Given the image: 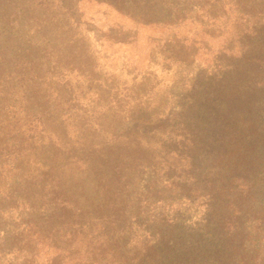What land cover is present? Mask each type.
Here are the masks:
<instances>
[{
	"label": "rangeland",
	"instance_id": "rangeland-1",
	"mask_svg": "<svg viewBox=\"0 0 264 264\" xmlns=\"http://www.w3.org/2000/svg\"><path fill=\"white\" fill-rule=\"evenodd\" d=\"M32 1L35 0L24 2ZM42 2L48 9L49 40L58 49L54 59L55 56L59 59L50 65L38 59L37 64L42 67L28 70L30 74L25 77L33 75L40 91L43 85H49L51 101L60 105L53 108L59 110H52L54 105L37 104L30 97L32 89L25 97L19 88L10 90L13 91L10 98L23 97L25 121L33 115L39 117V111L47 112L43 116L50 132L60 125L59 121L66 122L56 129V138H47V142L40 141L31 150L26 149L27 161L37 172L47 170L41 166L50 161L49 174H62L64 185L56 197L61 196L74 210L87 212L76 226L84 222L95 229L101 224L118 225L124 218H130L132 211L153 205L161 207L164 218H171L172 212L164 210L176 208V201L168 194H155L157 191L153 189L166 183L182 186L193 176L206 174L204 170L213 168L215 163L210 152L193 153L191 168L187 148L174 151L167 143L170 133L178 127L159 126L164 125L166 117L182 111L188 86L196 83L211 57L220 52L218 46L227 37L223 25L207 26L200 15L191 14L182 29L168 34L160 27H138L127 20L129 16H141L142 0H81L78 12L68 0ZM45 7L40 11L45 13ZM18 49H7L9 57L0 68V84L15 86L23 82L14 58L21 59L25 50ZM69 55L79 58L71 60ZM145 98L152 100L148 105L152 109H131L135 99ZM76 116H81V124L74 119ZM257 118L256 124L264 129V110ZM3 134L1 131L0 147ZM49 139H57V145L63 147H50ZM138 143L140 147L136 148ZM0 173V264H84L83 249L77 240L66 249L75 226L56 197L45 191L44 198L14 203L5 197L16 191L11 184L12 174L1 170ZM175 198L181 206L175 210L192 218L187 220L183 216L175 223L179 232H185L183 243L190 245L191 236L196 233L191 230L196 229V223L208 221L210 210L202 205L197 191L182 188ZM261 207L264 209V203ZM247 210L240 219V227L236 225L243 235H235L233 239L236 250L240 249L244 256L236 254L252 258L250 254L258 246L255 264H264V223L259 228L263 234L254 238L257 234L251 215L254 213ZM27 226H33L35 230L31 231L35 233L50 226V233L43 235L49 240L35 236L38 242L34 239L27 245V239H17L18 231ZM60 227L63 232L55 234ZM55 248L64 251L57 252Z\"/></svg>",
	"mask_w": 264,
	"mask_h": 264
},
{
	"label": "trees",
	"instance_id": "trees-1",
	"mask_svg": "<svg viewBox=\"0 0 264 264\" xmlns=\"http://www.w3.org/2000/svg\"><path fill=\"white\" fill-rule=\"evenodd\" d=\"M24 1L0 0V68L8 61L7 49L17 47L18 50H25L21 59L14 58L23 82L15 86L0 84V132H4L0 147V170L12 174L11 184L16 191L5 194V197L14 203L29 198H44L45 191L49 196L56 197L64 185L62 174H49L50 161L41 166L47 170L37 172L26 157V149L31 150L47 138H56V129L65 126L66 120L59 121L60 125L51 132L43 116L47 112L43 110L38 112L39 117L33 115L24 120L22 98L29 89H32L30 97L37 104L54 105L52 110H59L53 108L59 102L51 101L52 89L49 85H43L40 91V85L33 75L25 77L30 74L28 70L35 66L42 67L37 64L38 59L50 65L58 62L59 56L54 59V52L58 49L49 40L50 26L45 4L42 0H35L36 3ZM65 1L60 0L61 3ZM68 1L78 12L81 0ZM142 1L141 16L127 18L138 27H160L171 34L182 29L189 15L195 14L200 15L207 26L218 23L217 27L223 25L227 32L226 41L218 46L220 52L211 57L208 68L198 74L196 83L188 86L184 96L187 102L182 111L166 117L163 119L164 125L159 126L178 127L177 131L170 133L167 143L173 146L174 151L180 147L187 148L191 154V168L193 153L196 155L200 152H210L215 165L205 169L206 174L193 176L182 186L166 183L153 189L157 191L155 194H168L177 203L176 208L171 206V210H164L172 212V217L167 219L161 207L153 205L132 211L130 218H124L118 225L101 224L95 229L84 222L76 226L77 221L84 220L87 212L74 210L61 196L56 197L62 205L61 210L69 213V219H73L75 226L66 249H70L72 242L77 240L83 249L81 258L84 264H255L258 246L250 254L252 258H241L236 253L242 257L244 254L240 249L236 250L233 239L235 235H243L236 225L240 227V219L247 209L254 213L251 215L257 234L253 237L258 239L263 234L259 228L264 223V209L261 207L264 203V129L256 122L264 110V0ZM42 7H45V13L40 11ZM69 56L71 60L79 58ZM17 88L23 97L10 98L13 95L10 90ZM135 101L131 109H152L148 107L152 100L145 98ZM74 119L81 124V116ZM78 128L81 129V126ZM57 144V139L48 140L52 148ZM135 145L136 148L140 147L139 143ZM57 146L55 148L63 147L60 144ZM182 188L197 191L203 200L202 205L210 210L208 221L205 224L196 223V229L191 230L196 233L192 234L193 243L190 245L183 243L185 232H179L175 224L183 216L187 220L192 219L186 212L175 210L181 207L175 195ZM186 200L189 202L191 198ZM48 228L50 226L46 230L42 227L35 233L32 232L35 230L33 226H27L22 232L18 231L17 239H27V245L35 236L49 240L43 236L50 233ZM61 232L63 229L60 227L55 234ZM35 242L38 241L35 239ZM55 249L57 252L64 251L62 248Z\"/></svg>",
	"mask_w": 264,
	"mask_h": 264
}]
</instances>
